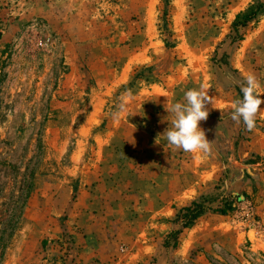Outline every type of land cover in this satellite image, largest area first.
<instances>
[{
  "label": "rangeland",
  "instance_id": "1",
  "mask_svg": "<svg viewBox=\"0 0 264 264\" xmlns=\"http://www.w3.org/2000/svg\"><path fill=\"white\" fill-rule=\"evenodd\" d=\"M249 74L264 100V0H0V264H264V111L231 119ZM201 84L211 150L186 153L165 104Z\"/></svg>",
  "mask_w": 264,
  "mask_h": 264
},
{
  "label": "clouds",
  "instance_id": "2",
  "mask_svg": "<svg viewBox=\"0 0 264 264\" xmlns=\"http://www.w3.org/2000/svg\"><path fill=\"white\" fill-rule=\"evenodd\" d=\"M259 82L254 74L245 77L241 85L242 99L233 102L231 119L239 124L241 121L247 130L251 131L256 126V119L264 111L256 90ZM213 100L208 95L207 86L201 84L199 88L189 89L184 93V102L165 104V109L171 116L169 126L163 132L168 145L186 153H208L211 150V142L206 138L205 131L200 128V122L206 121L209 116L207 105ZM128 111L124 99L113 113L114 119H120L121 115ZM160 136V135H159Z\"/></svg>",
  "mask_w": 264,
  "mask_h": 264
},
{
  "label": "trees",
  "instance_id": "3",
  "mask_svg": "<svg viewBox=\"0 0 264 264\" xmlns=\"http://www.w3.org/2000/svg\"><path fill=\"white\" fill-rule=\"evenodd\" d=\"M262 4H258L255 7H251L246 13L239 15L234 23V27L237 28L240 25H245L249 20L253 19L256 13L260 10ZM237 196L231 195L224 200H222V206L217 208V211L220 214L225 215L227 210L232 207L233 201ZM205 212L203 201H195L190 206L182 208L177 218L173 222L174 229L168 234L167 240H176L178 234L182 229L190 226L199 216Z\"/></svg>",
  "mask_w": 264,
  "mask_h": 264
}]
</instances>
